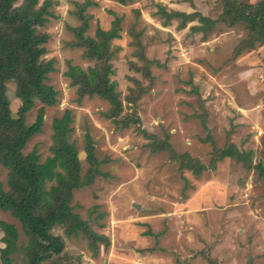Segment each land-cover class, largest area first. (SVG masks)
<instances>
[{
    "label": "rangeland",
    "instance_id": "obj_1",
    "mask_svg": "<svg viewBox=\"0 0 264 264\" xmlns=\"http://www.w3.org/2000/svg\"><path fill=\"white\" fill-rule=\"evenodd\" d=\"M87 2L85 35L94 36L98 27L109 29L120 18V36L110 43L111 79L121 98L133 86L131 78H141L130 61L142 66V54L151 60L153 84L135 102L141 127L166 138L175 153L197 158L204 165L199 174L192 167L181 168L169 149L151 150L150 139L135 126L116 128L103 115L106 100L93 96L76 101L64 72L68 63L83 68L93 63L83 56V47L72 44L74 28L81 25L75 12ZM173 10L217 18L222 9L219 0H53L52 15L39 27L49 34L44 57L55 59V69L46 83L58 91V103L45 106L42 129L24 152L35 147L44 160L50 154L54 117L70 111V138L82 172L87 168L86 135L100 160V173L74 190L70 204L94 231L109 238V245L100 244L93 255L85 239L68 237L56 226L53 232L65 240L66 264H264V178L255 167L260 162L264 169V134L259 132H264V42L246 49L248 31L242 23L219 21L206 35L191 29L200 25L197 19L184 28L178 17L163 25ZM6 92L16 116L20 100L12 81ZM40 107L36 103L27 113V124ZM130 108L125 103L124 112ZM230 144L251 151V168L228 156L212 164L213 147ZM6 174L0 165L4 185ZM0 223L15 225L19 248L13 259L20 263L26 241L20 222L0 209ZM3 236L0 225V249Z\"/></svg>",
    "mask_w": 264,
    "mask_h": 264
},
{
    "label": "trees",
    "instance_id": "obj_2",
    "mask_svg": "<svg viewBox=\"0 0 264 264\" xmlns=\"http://www.w3.org/2000/svg\"><path fill=\"white\" fill-rule=\"evenodd\" d=\"M0 0V165L6 169V185L0 180V209L9 212L21 225L26 238L21 248V262L13 259L18 251L19 233L12 223H0L3 231L5 246L0 249V264H66L68 258L64 253V238L53 232L60 226L65 235L80 236L96 255L100 244L109 245V238L94 231L80 215L72 210L70 204L73 192L85 185L91 184L96 175L100 160L94 152L92 138L85 137L84 152L87 168L82 172V164L78 155L76 143L70 138L72 131V115L66 110L61 116L52 121V143L50 154L40 159V154L34 147L25 153L28 141L42 129L44 123L45 106L58 103V91L46 83L48 76L54 71V58L46 59V43L49 34L39 31L49 16L53 0ZM126 4L131 0H115ZM221 13L217 18H211L198 11L184 12L173 10L167 14L163 25H169L170 19L178 17L179 27H186L187 22L197 19L200 25H192V30H200L204 35L217 22L229 25L242 23L248 31L245 48L250 49L256 42H264V0L245 2L242 0H219ZM84 3L75 12L81 20V25L74 28L75 46L83 47V56L93 61L92 65L83 68L80 65L68 63L64 75L69 79L71 87L75 88L76 101L84 97L97 96L106 100L109 107L103 115L111 120L118 129L135 126L137 131L144 133L150 140L151 150L169 149L174 157L179 159L183 167H192L195 174H199L204 165L191 157L187 152L177 154L167 144V139L156 138L147 134L141 127V120L135 114L136 100L144 92L150 90L153 76L150 74L148 63L151 61L142 56V66L130 61L131 68L138 71L141 78L132 77L133 86L121 98L116 81L111 79L114 73L111 57V39L120 36L119 21L115 18L109 29L98 27L95 35H85L88 27V17L83 13ZM138 43V42H137ZM241 49L238 50L240 53ZM15 84V95L20 100L16 116L12 114L7 97V82ZM36 103L41 107L37 110L33 122L26 123V115ZM126 106L130 112H124ZM251 151L239 150L230 144L224 148L213 147V162L226 156L245 164L246 168L253 166ZM202 165L200 168L197 163ZM259 168L260 177L264 178L261 163L255 164ZM147 234H151L149 231ZM145 233V234H146ZM159 234V233H158ZM155 234V235H158Z\"/></svg>",
    "mask_w": 264,
    "mask_h": 264
},
{
    "label": "built area",
    "instance_id": "obj_3",
    "mask_svg": "<svg viewBox=\"0 0 264 264\" xmlns=\"http://www.w3.org/2000/svg\"><path fill=\"white\" fill-rule=\"evenodd\" d=\"M259 132H260V134H262V133L264 134V132L262 130H260Z\"/></svg>",
    "mask_w": 264,
    "mask_h": 264
}]
</instances>
